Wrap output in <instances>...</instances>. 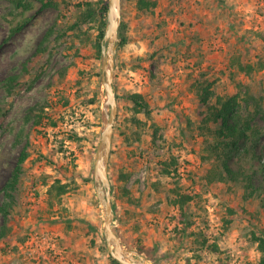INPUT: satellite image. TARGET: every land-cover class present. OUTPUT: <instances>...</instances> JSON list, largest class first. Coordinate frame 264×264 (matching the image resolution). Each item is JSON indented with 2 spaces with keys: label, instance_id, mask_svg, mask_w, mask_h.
Listing matches in <instances>:
<instances>
[{
  "label": "rangeland",
  "instance_id": "rangeland-1",
  "mask_svg": "<svg viewBox=\"0 0 264 264\" xmlns=\"http://www.w3.org/2000/svg\"><path fill=\"white\" fill-rule=\"evenodd\" d=\"M85 1L96 14L80 22ZM101 1L0 0V205L22 148L29 152L7 220L0 212V230L4 220L10 227L0 236V264H115L93 181ZM136 1L121 0L118 31L127 41L120 45L118 34L115 54L113 226L150 264H263L253 237L264 236V66L246 74L237 63L264 62V0H155L152 10ZM132 92L149 113L134 112ZM235 93L240 116L256 129L247 131L253 149L241 140L229 156L236 179L208 181L209 145L220 138L200 130L201 118L207 104ZM172 157L177 171L164 174ZM56 179L68 185L60 196L49 191ZM174 187L193 195L186 226L170 202Z\"/></svg>",
  "mask_w": 264,
  "mask_h": 264
},
{
  "label": "trees",
  "instance_id": "trees-1",
  "mask_svg": "<svg viewBox=\"0 0 264 264\" xmlns=\"http://www.w3.org/2000/svg\"><path fill=\"white\" fill-rule=\"evenodd\" d=\"M42 6L46 7L54 3V0H39ZM100 2V1H99ZM102 5L100 6V18H99V25H98V32L93 40L92 44L96 48V56H100L101 54V40L104 32V24H105V13L107 11V1L102 0ZM138 8L143 10H152L153 7L156 5L155 0H137L136 1ZM86 7L80 13V22H86L87 19L92 18L96 14V9L92 5L91 1H85ZM81 6V5H80ZM82 7V6H81ZM120 36V45L126 43L127 39L125 35H121L118 31ZM238 69L246 74H250L253 70L262 68L264 66V62L260 61L259 65L255 67L251 63H244L239 61L237 63ZM203 93L201 94L202 100L205 101L206 93L209 92L207 86H202ZM117 96V95H116ZM126 97L132 101L133 103V110L134 112H144L149 113V105L148 102L143 98L142 94L139 92H132L126 95ZM241 104L238 100V93L232 94L227 98H222L220 96L217 97L214 103L207 104L205 113L201 118V123L199 125L200 130L204 134H214L220 138L221 143V150H219L220 142L215 144H210V154L209 156H215L212 158V167L209 170L207 180L208 181H225L229 178L236 179L237 172L230 166L228 163V158L231 154L238 151L239 142L241 140L244 142L246 152H250L252 150V145H248L249 137L255 133L256 129H253L252 125L250 124V118H242L239 114V108ZM215 123V126L212 127L209 123ZM251 130V135L247 134V131ZM29 152L27 151L26 147H23L19 156L18 160L15 164V167L10 175V177L6 180L3 185L4 195L6 196V200L0 205V212L2 213L4 219L7 220V215L12 208L15 198L17 195V187L20 182V175L23 171L22 163L27 158ZM210 158V157H209ZM218 159V161H217ZM162 171L164 174L170 175L176 173L177 165L175 159L172 157L169 161H163ZM129 173H120L118 175V179H127ZM245 178V177H244ZM123 188V187H122ZM125 189V188H124ZM55 191V196H60L61 194L65 193L68 190L67 183H61L59 179H56L50 185L49 191ZM127 191V190H126ZM128 192V191H127ZM172 197L170 198V202L174 205L178 206L179 210V217L178 222L185 224H190V221H186L187 216V206L189 205V201L191 200L193 195H189L187 193H183L177 190V188L172 189ZM115 210V208H114ZM6 220H4V224L0 230V236H6L7 233L10 231V227L6 225ZM186 221V222H185ZM116 232L119 234V231L116 227H114ZM264 234V233H263ZM102 238H104L102 234ZM254 240H257L259 249L264 252V236L262 235H255ZM205 239L201 242V245H204ZM211 250L216 248L215 243H211L209 246ZM208 247V248H209ZM138 251L141 252L142 249L138 248ZM112 262L115 264H119L117 260L112 258L109 255ZM262 263L264 264V258H262ZM251 264V263H246Z\"/></svg>",
  "mask_w": 264,
  "mask_h": 264
},
{
  "label": "water",
  "instance_id": "water-1",
  "mask_svg": "<svg viewBox=\"0 0 264 264\" xmlns=\"http://www.w3.org/2000/svg\"><path fill=\"white\" fill-rule=\"evenodd\" d=\"M121 22V0H108L105 28L101 40V118L102 125L93 163V181L103 210L102 233L109 254L120 264H145L142 256L132 255L123 246L113 226L115 205L112 202L109 178V159L114 123L117 116V96L114 85L115 54L119 41L118 29Z\"/></svg>",
  "mask_w": 264,
  "mask_h": 264
},
{
  "label": "bare ground",
  "instance_id": "bare-ground-1",
  "mask_svg": "<svg viewBox=\"0 0 264 264\" xmlns=\"http://www.w3.org/2000/svg\"><path fill=\"white\" fill-rule=\"evenodd\" d=\"M145 264H150V263H148L147 261H145Z\"/></svg>",
  "mask_w": 264,
  "mask_h": 264
}]
</instances>
